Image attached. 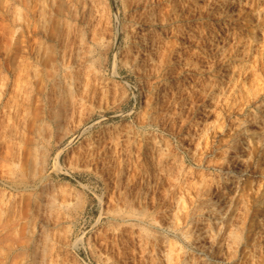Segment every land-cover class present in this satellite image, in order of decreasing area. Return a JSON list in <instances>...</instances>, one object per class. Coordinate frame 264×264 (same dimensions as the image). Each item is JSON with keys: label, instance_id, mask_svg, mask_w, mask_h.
<instances>
[{"label": "rangeland", "instance_id": "rangeland-1", "mask_svg": "<svg viewBox=\"0 0 264 264\" xmlns=\"http://www.w3.org/2000/svg\"><path fill=\"white\" fill-rule=\"evenodd\" d=\"M39 1L0 0V264H152L160 251L149 254L144 240H161L160 264L199 259L189 228L224 190L227 148L236 139L243 146L244 128L263 123L264 0H107L86 35L91 61L65 59L77 70L92 66L79 73L87 74L81 102L66 121L55 115L60 96L35 92L40 77L52 76L43 48L62 28ZM76 34L71 50L80 46ZM198 110L208 121H197ZM259 133L239 165L241 202L222 243L204 256L209 264H264Z\"/></svg>", "mask_w": 264, "mask_h": 264}, {"label": "bare ground", "instance_id": "bare-ground-1", "mask_svg": "<svg viewBox=\"0 0 264 264\" xmlns=\"http://www.w3.org/2000/svg\"><path fill=\"white\" fill-rule=\"evenodd\" d=\"M27 1L29 3L30 0H23V2H25V4H26ZM40 1L43 2L45 0H40ZM46 2H48V12H49V14L50 15H58L62 19V21H61L62 28L56 34V37H55L56 43L53 46L52 45H45V47L43 48V51H42L43 53H42L40 58H41V60L42 59L46 60L45 64L44 63L43 64L45 65L46 68H49L50 70H52V72H51L52 76H50L51 79H49V81H48V78H47V82L43 81L44 79L40 77V79H38L39 81L36 82L37 85H35V86H37V88H35L36 89L35 92L37 94H39V93L42 94L43 93L42 95H44L46 97V99H49L51 102H53L54 101L53 99L56 98L54 96H57V97L60 96V100L58 98V100L60 101V104H58L59 106L57 105L56 109L58 111L57 112L55 111L57 113L55 115H56V117L58 119H61L63 121L65 119L67 120V116L70 115L69 112H70V110L72 108V107H70L72 105V103H74L75 105H78L81 102V101H77V100H81V99H77V100L75 99V98H77L76 96H78L77 93L80 94L81 93L80 91L82 89L79 86L82 83L81 82L79 84V81L82 80V78H81V80L78 79L79 73H80L81 70H84V69H87V68L89 69V67H92V66H89L90 64L89 65L85 64L86 63L85 59H88V60H90L89 58L92 59L91 55L94 52V48L92 46V44H93L92 40L93 39L92 38L87 39L86 35H87V32L93 28V25L96 23V21L98 20V16L100 15L99 12L101 13V9H104L108 5V2H107V0H47ZM38 5H40V4H38ZM40 8H42V6ZM42 10H44V9H42ZM102 11L104 12V10H102ZM259 22H260V19L257 18L252 23L256 24V23H259ZM4 28H3V31H4ZM2 33H4V32H2ZM74 33H77L79 35V38H80V40L82 42L80 41V44H79L80 46H78L77 48H74V49L71 50L69 48V44H68L69 39L68 38L70 37V35H73ZM255 33H256L255 30H253L251 36L255 37ZM48 37L49 36H47V39H48ZM3 39H4V37H3ZM254 40H258V39L255 37ZM216 50L218 52L219 51L221 52V54L219 55V59L218 60H220V62L221 61L225 62L226 53H227L225 46H221L220 47V45L218 44L216 46ZM78 58H82V59L85 60V63L83 62L85 65H81V66L78 65L79 66V70H77V69H75V67H73V65L76 63V60H78ZM65 59L69 60V62L71 60V63L73 65L69 66V64H68L69 67H67L65 65ZM80 62H81V59H80ZM79 64H81V63H79ZM50 70H48V71H50ZM63 70L64 71L69 70L68 71L69 75H67V76L63 75L64 77L66 76L65 78L61 77V75L63 74L62 73ZM222 73L224 74V72H222ZM81 75L83 76V74H81ZM81 75H80V77H81ZM85 76H87V74ZM223 76L219 79V81L223 82V80H225ZM84 77H83V80L85 79ZM85 84L86 83H84V85ZM216 85H217L216 83L211 84V86H210L211 87V92H213L214 88L217 87ZM224 89H225V87H224ZM27 91H28V89H27ZM83 95H84V93H83ZM39 96H40V94H39ZM80 97H82V95ZM57 101H55V105H56ZM75 102L76 103L79 102V103L76 104ZM57 103H59V102H57ZM185 104H187V102ZM49 107L50 106L48 105V108ZM259 109H261V107ZM262 109L263 110L260 111V114L262 115L261 118H260V120H261L260 122H263V123L261 124L260 129L258 130V129L247 128V127L244 128V135H245V137H247L248 142L245 143L243 146H241V141L239 139H236L234 141V144L232 146H229L227 148V150H226V154L228 155V158L226 159V163L224 165V168H223V170H221L222 174L220 175L219 180H218V184H223V189L224 190H222V192H216L215 195H214V192L211 194L210 198L206 202V205L205 206L203 205V207H200L201 209L208 211L207 214L205 215V218H203L198 223H195V225L193 227H191V228L188 227L190 229V236L192 234V231H194V229L197 231V232L195 231L196 234H193L191 236V239H192L191 242H192L193 248L197 249L199 251V253L201 254L199 259H195V257H192L190 259V262L192 264H209V262H207L208 259L206 260V258L204 256L208 255L210 253V251L214 247H218L222 243L223 235L226 234L229 231V229H230V225L233 222V218L235 217L234 216L235 209L238 206V204L241 202V196L239 194L235 193L236 191L234 192V188L235 189L238 188V186L240 184L241 175L246 173V170L242 169L241 167H239V165L245 163L251 157V154H249V151L251 150L250 145L252 143V140L256 136H258L260 134L259 133L260 131H262V133L264 132V121H262V119L264 118V108H262ZM50 110L53 111V109H50ZM198 111H199V113H198L199 117H198L197 121H200V122L201 121H206V120L208 121V116H209L208 111L207 110H198ZM55 115L53 116V115L50 114V116H53V117H55ZM163 116L165 117V113L163 114ZM163 116L161 115L159 121L162 122V120L164 119ZM42 124H40V125H42ZM45 125L48 126V124H46V123H45ZM43 126L44 125H42V127ZM58 126L59 127L62 126L61 121L58 122ZM36 128H37V126H36ZM157 142L155 144H157ZM189 145H190V143H189ZM105 148L106 147H103V152H105ZM43 151L44 150H42V153H45ZM0 152H1V149H0ZM45 154L44 155H40V156H42V158H41L42 161H41V163L39 165L40 171H44V169H45V164H46L45 163L46 160L44 162ZM1 156H2V153H1ZM160 156L161 157L158 160H161V158H165L164 157L165 155H163V154H160ZM37 162L39 163V160ZM177 174L175 176L176 178L178 176ZM170 176H171V173H170ZM0 199H1V197H0ZM3 200H4V198H3ZM262 201H263V205H264V199ZM37 207H39V206H37ZM261 216H262V214H261ZM1 217H4V212H3V216L1 214ZM185 219H184V221H185ZM1 220H2V218H1ZM256 220H255V222H256ZM148 223H150V222H148ZM259 223H260L259 226H261V224L264 225V217L262 219H260ZM0 224L2 225V221H1ZM1 225H0V227H1ZM255 225L256 224H254V226ZM189 226H190V224H189ZM256 228H257V225H256ZM181 230H179V232H183ZM184 230H186V229H184ZM185 234H186V232H185ZM143 237L146 238L145 235H143ZM252 237H253L252 241L255 243V240L258 239V238H257L256 235L252 236ZM146 239H148V238H146ZM138 240H140L138 242H143L144 239L142 238V235H141L140 239H138ZM149 241L151 242L150 239H149ZM144 242H145V246H146V248L144 247V249L148 250L149 254L152 253V255H153V254H155L154 253L155 251H157V250L160 251V253H159L160 255H158V256L154 255V257H151L152 258V264L159 263L160 261H158V260H160V258L166 253V251H165L164 254H161L162 253L161 251L163 250L162 249L163 246L159 245L161 243V240L159 241V244L157 246H156V244H153V245L150 244L148 242V240H144ZM144 242H143V244H144ZM145 252L148 253L147 251H145ZM44 253H45V251H44ZM121 253H122V251H121ZM169 254H171L170 251H169ZM263 256H264V254H263ZM33 260H34V258H33ZM45 260H46V258H45ZM45 260L43 259V262H37L35 260L36 262H33V263L34 264H44ZM196 260H198V261L195 262ZM119 261H120V259H119ZM123 262H125V261H123ZM171 262H172V260H171ZM31 263H32V261H31ZM125 263L127 264V261ZM191 263L186 262L184 264H191ZM262 263H264V262H262ZM27 264H29V263L27 262Z\"/></svg>", "mask_w": 264, "mask_h": 264}]
</instances>
